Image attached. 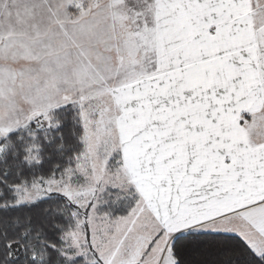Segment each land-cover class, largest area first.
I'll use <instances>...</instances> for the list:
<instances>
[{"label":"crops","instance_id":"crops-1","mask_svg":"<svg viewBox=\"0 0 264 264\" xmlns=\"http://www.w3.org/2000/svg\"><path fill=\"white\" fill-rule=\"evenodd\" d=\"M154 2L159 41L169 71L128 88L115 82L118 70L110 68L109 62L111 56L115 58L116 46L112 26L106 24L104 32L97 35L105 46L96 48L92 59L87 60L90 65L75 53L64 58L70 95L63 99L77 102L84 100L88 91L95 95L108 92L115 105L130 115L134 111L130 97L140 98L143 124L139 130L146 127L149 139L142 144L140 133L129 139V128L120 131L125 132L130 146L139 140L141 150L135 146L136 154H143L145 145H151L157 163L164 166L162 174L146 176L144 185L135 184L153 226L160 228L157 239L164 237L168 244L177 234L202 229L214 233L219 230H213L218 224H226L221 225L223 231L238 236L257 255H263L264 4L250 13V0ZM198 9L200 13H196ZM180 70H187V74L178 75ZM198 76L205 80L195 79ZM12 98L14 119L22 98L19 91H14ZM123 115L117 117L119 125ZM13 119L2 126L18 121ZM176 151L188 155L189 160L180 159ZM181 161H190L200 169L205 166V181L192 190L174 191L172 197H163L168 202L154 206L152 200L161 199L162 184L174 180L181 183V175L166 174L167 166ZM188 177L198 175L190 173ZM152 249L143 254L142 260L175 264L168 253L156 257Z\"/></svg>","mask_w":264,"mask_h":264},{"label":"rangeland","instance_id":"rangeland-1","mask_svg":"<svg viewBox=\"0 0 264 264\" xmlns=\"http://www.w3.org/2000/svg\"><path fill=\"white\" fill-rule=\"evenodd\" d=\"M263 1L250 0V13L254 7H263ZM154 4V0H0V140L33 119H44L49 111L69 103L63 99L70 95L64 58L75 53L83 63L90 65L87 60L92 59L96 48L105 46L97 35L104 32L106 24L112 26L116 46L115 58L111 56L109 62L110 68L116 67L118 70L119 76H116L115 82L120 81L122 86L128 88L148 78L134 79L133 70L121 61L130 58L133 51L137 53L141 48L146 53L157 48V40L153 39L155 31L150 30L148 37L147 29L136 30L152 17V8L159 32V17L156 16ZM68 9L70 14L67 13ZM196 13H200L199 9ZM162 48L160 43L159 52ZM140 61L143 62L141 66L145 74L158 70L149 78L160 76L170 69L162 51L153 63L147 58ZM139 63L135 60L131 65ZM123 68H127V72ZM187 70L178 71V75L183 77ZM198 77L195 79L205 80V77ZM61 84L65 86L63 89ZM14 91H19L22 99L21 113L13 119ZM45 95L49 97L47 101ZM84 96V100L75 102L82 112L85 130V152L76 170L62 180H50L25 192L24 199L30 201L60 195L73 205L78 215V226L66 236V257L84 256L98 264H152L154 259L142 260L143 254L151 247V254L156 257L160 253H168L170 242L166 244L164 237L157 239L160 228L153 226L135 184L144 185L146 176L162 174L164 166L157 163L151 145H145L143 154H136L135 146L141 150L139 140L130 146L126 142L125 132L120 131V128H129L127 131L125 129L129 139L140 133L142 144L149 139L146 127L144 129L142 126L139 130L143 124L138 103L140 98L130 97L134 111L128 115L126 109L115 105L108 92L95 95L88 91ZM121 113L124 115L119 125L117 117ZM12 119L18 121L2 126V123ZM182 153L176 151L180 159L189 160L188 155ZM185 161L167 166L166 174L170 177L181 175V183L174 180L162 184L161 199H153L154 206L162 203L164 196L172 197L174 191L192 190L205 181L206 167L196 168L194 163ZM190 173H195L198 178L188 177ZM221 225L218 224L213 230L226 233L222 229L226 224ZM203 231L208 232L204 229L198 232Z\"/></svg>","mask_w":264,"mask_h":264},{"label":"trees","instance_id":"trees-1","mask_svg":"<svg viewBox=\"0 0 264 264\" xmlns=\"http://www.w3.org/2000/svg\"><path fill=\"white\" fill-rule=\"evenodd\" d=\"M150 11L152 17L136 30L147 29L148 37L150 30L155 31L157 51L146 53L141 48L121 61L133 70L134 79L158 71L145 74L143 58L153 63L161 51L166 58L163 49L159 52L157 19L154 10ZM135 60L140 63L131 65ZM84 137L82 112L73 102L49 111L44 119H33L0 140V264H98L84 256L66 257V236L77 229L78 215L64 197L24 199L25 192L50 180H62L76 170L85 152ZM167 252L175 264H264V254L257 255L238 236L221 232L177 234Z\"/></svg>","mask_w":264,"mask_h":264}]
</instances>
